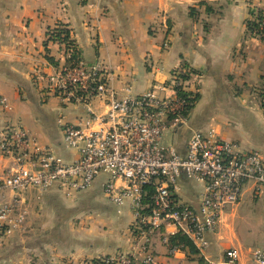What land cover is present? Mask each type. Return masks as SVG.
<instances>
[{
	"label": "crops",
	"instance_id": "1",
	"mask_svg": "<svg viewBox=\"0 0 264 264\" xmlns=\"http://www.w3.org/2000/svg\"><path fill=\"white\" fill-rule=\"evenodd\" d=\"M259 13L264 15V0H0V135L22 126L65 162L77 158L63 144L57 120L78 124L84 112L46 90V78L69 54L46 33L62 26L80 60L103 65L117 92L129 85L132 94H141L153 81L184 72L197 102L187 126L174 135L177 147L191 130L214 129L242 151L258 152L264 163V40L246 28ZM93 105L101 106L98 100ZM11 166L0 159V174ZM105 179L100 175L70 196L54 186L18 195L25 224L0 242V264H86L134 253L132 213L127 204L108 202ZM180 196L197 202L192 183L181 182ZM206 240L205 264H223L230 250L238 254L235 264H254L251 251H264V185H247ZM152 252L157 264H197L186 251L170 255L159 237Z\"/></svg>",
	"mask_w": 264,
	"mask_h": 264
},
{
	"label": "built area",
	"instance_id": "2",
	"mask_svg": "<svg viewBox=\"0 0 264 264\" xmlns=\"http://www.w3.org/2000/svg\"><path fill=\"white\" fill-rule=\"evenodd\" d=\"M256 23L253 35L264 40V18ZM183 73L155 80L135 95L129 85L117 92L100 63L79 60L56 68L47 78L52 96L85 115L78 124L57 120L63 144L77 158L65 162L19 126L0 135V159L12 162L0 174V242L24 227L26 213L18 195L54 186L70 196L86 191L104 175L105 198L117 208L127 204L132 213L130 232L136 249L86 264H157L154 239L159 237L175 255L184 252L170 243L176 235L186 237L202 256L209 248L206 235L216 232L222 215L240 202L245 187L264 185V163L258 152L242 151L214 129L191 130L183 147L162 143L166 133L175 135L187 126L197 95L187 90ZM0 103L5 107V99ZM182 181L194 185L195 204L181 198ZM251 257L254 264H264V251L252 250ZM224 258L223 264H235L238 254L230 250Z\"/></svg>",
	"mask_w": 264,
	"mask_h": 264
},
{
	"label": "trees",
	"instance_id": "3",
	"mask_svg": "<svg viewBox=\"0 0 264 264\" xmlns=\"http://www.w3.org/2000/svg\"><path fill=\"white\" fill-rule=\"evenodd\" d=\"M205 3H201L200 5H204ZM191 16L193 15V10H190ZM264 18V15L257 14L254 21H248L246 24L247 32L253 35V32L257 28V21ZM69 30L63 28L62 26H57L46 33L47 41L57 43L59 45H64L66 49L69 51V58L66 59V63H70L74 61L75 63L80 60L79 51L77 50L76 45L70 40ZM254 36V35H253ZM194 103L191 105L189 110H192L197 102V96L195 97ZM262 107L264 108V102H262ZM170 243L172 245L181 246L184 251L188 252L190 256H193V260L197 262V264H205L203 258L199 255L198 251L192 245V243L184 236L176 235L170 238Z\"/></svg>",
	"mask_w": 264,
	"mask_h": 264
},
{
	"label": "rangeland",
	"instance_id": "4",
	"mask_svg": "<svg viewBox=\"0 0 264 264\" xmlns=\"http://www.w3.org/2000/svg\"><path fill=\"white\" fill-rule=\"evenodd\" d=\"M47 79V78H46ZM46 90L47 92L49 91V84H48V81H47V86H46ZM21 126V125H20ZM22 127V126H21ZM23 129V127H22ZM175 142V136L171 133V132H168L166 133V135L164 136V140H163V144L164 145H169L171 143H174Z\"/></svg>",
	"mask_w": 264,
	"mask_h": 264
}]
</instances>
